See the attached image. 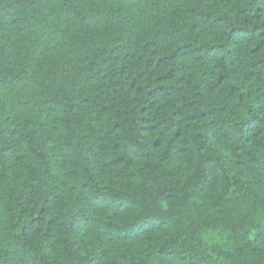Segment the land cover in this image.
<instances>
[{
	"label": "trees",
	"instance_id": "1",
	"mask_svg": "<svg viewBox=\"0 0 264 264\" xmlns=\"http://www.w3.org/2000/svg\"><path fill=\"white\" fill-rule=\"evenodd\" d=\"M0 264H264V0H0Z\"/></svg>",
	"mask_w": 264,
	"mask_h": 264
}]
</instances>
